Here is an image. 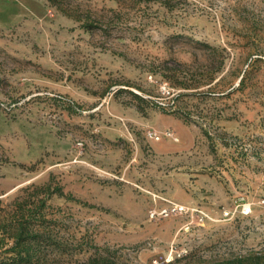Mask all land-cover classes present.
I'll list each match as a JSON object with an SVG mask.
<instances>
[{
	"label": "rangeland",
	"instance_id": "1",
	"mask_svg": "<svg viewBox=\"0 0 264 264\" xmlns=\"http://www.w3.org/2000/svg\"><path fill=\"white\" fill-rule=\"evenodd\" d=\"M263 198L264 0H0V264H264Z\"/></svg>",
	"mask_w": 264,
	"mask_h": 264
},
{
	"label": "built area",
	"instance_id": "2",
	"mask_svg": "<svg viewBox=\"0 0 264 264\" xmlns=\"http://www.w3.org/2000/svg\"><path fill=\"white\" fill-rule=\"evenodd\" d=\"M167 133L171 136H173V133L171 131H167ZM158 137V136H157ZM160 138V137H159ZM262 203H264V198L261 201ZM251 210V204L250 203H245L243 206V211L244 212H249ZM191 212H194L195 209L190 210ZM188 207L186 205L183 204H177V203H172V205H168L167 207L163 208L161 211V214L163 215H170L172 213H182V212H190ZM229 212V211H227ZM205 213V212H203ZM153 215H155V213L153 212Z\"/></svg>",
	"mask_w": 264,
	"mask_h": 264
}]
</instances>
